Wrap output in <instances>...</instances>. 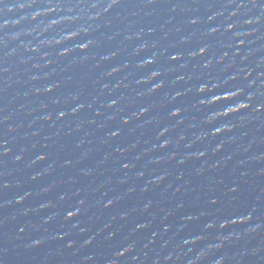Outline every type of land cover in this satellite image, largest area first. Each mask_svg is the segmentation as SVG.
<instances>
[{
    "label": "water",
    "instance_id": "1",
    "mask_svg": "<svg viewBox=\"0 0 264 264\" xmlns=\"http://www.w3.org/2000/svg\"><path fill=\"white\" fill-rule=\"evenodd\" d=\"M201 253L264 264V0H0V264Z\"/></svg>",
    "mask_w": 264,
    "mask_h": 264
},
{
    "label": "clouds",
    "instance_id": "2",
    "mask_svg": "<svg viewBox=\"0 0 264 264\" xmlns=\"http://www.w3.org/2000/svg\"><path fill=\"white\" fill-rule=\"evenodd\" d=\"M249 22H251V21H249ZM53 23H56V21H53ZM193 23H195V21H193ZM213 31H216V29H213ZM76 35H77V32H72L70 35H65L61 39L56 40L55 43L56 44H60L62 41L64 42V41L73 40L72 38L75 37ZM86 46H87V44L83 45L81 48H84ZM142 49H144L143 46L141 48L137 49V54H139V52H142ZM203 51H204V49L201 50V52H203ZM171 59L175 60L176 57L172 56ZM153 62H155V58L145 59L138 65V67L144 66V65H147V64H152ZM204 67L206 68L207 64H205ZM146 68L147 67H144L143 69H146ZM159 75H160L159 71H152L150 73V76L147 79H145L148 82L147 83H143V84L151 83V81L156 80L154 78L159 76ZM139 83H140V81H138V84ZM161 86H162V83H157V84L152 86L150 91L153 93L157 88H159ZM216 87H217L216 83L209 82V84H202L201 85V91L203 92V95H199V96L202 97L199 100V105L201 107H205V108L210 109V111L208 112V114L206 116V120L204 121L205 123H207L209 125H212V124H214L215 122H217V121H219L221 119L229 118V117L233 116V115H229V113L233 112V111L237 110L238 108H241V107L244 106L243 103L240 102V101L228 99L229 97H232V96L236 95L235 91L226 90V91L222 92V96H221L220 93H214V92L211 91L212 88H216ZM205 88H208L209 90L208 91H204ZM207 94H210V95H207ZM217 101H220V102L217 103ZM220 104H222L223 107L220 108V109H216L215 106L216 105H220ZM240 113H242V112H240ZM125 123H126V120H125ZM222 129H228L229 131H231V128L228 127L227 125H225V126H222V127H216L213 130L212 135H216L217 133H220ZM113 135H117V133H113ZM200 138H206V137L204 136V134H202V136ZM165 144H168V143L167 142L163 143L161 145V147L165 148L164 147ZM201 155H203V153H201ZM40 159L43 160L44 157L41 156ZM20 202H21L20 200H17V203H20ZM213 203H214V201H213ZM237 221L238 220H233L232 223L233 224H237L236 223ZM239 221H245V220H239ZM47 222L48 221H45V223H47ZM243 223H245V222H243ZM240 224H242V223H240ZM212 227H213L212 224L208 225V228H212ZM220 227L222 228L223 224H221ZM185 243L186 244L187 243L195 244V243H197V240L186 241ZM218 247L219 246H217V249H211L210 248V250H218ZM125 251H127V249ZM123 254H124V252H120L119 253L120 256H123ZM206 256H207L206 253H201L200 257L198 258L199 261L201 262V264H203V261L206 259ZM218 264H223V260L218 261Z\"/></svg>",
    "mask_w": 264,
    "mask_h": 264
}]
</instances>
